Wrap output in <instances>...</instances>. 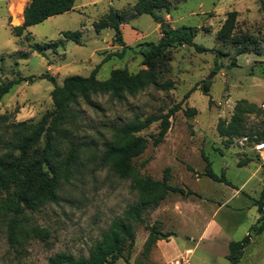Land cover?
<instances>
[{
    "label": "rangeland",
    "instance_id": "rangeland-1",
    "mask_svg": "<svg viewBox=\"0 0 264 264\" xmlns=\"http://www.w3.org/2000/svg\"><path fill=\"white\" fill-rule=\"evenodd\" d=\"M135 1L77 0L72 11L30 27L27 39L14 34L12 26L17 25L14 12L22 6L25 9L30 0H0V85L19 76L36 77L33 82L15 84L0 102V114L8 116L7 122L0 124V153L13 123L37 122L53 109L55 84L40 78L42 74L54 76L61 85L68 76L90 75L107 56L97 74L99 79L109 78L115 68L139 73L146 69L142 44L162 38V22L174 28L196 27L194 41L209 49L198 52L195 46L179 44L169 48L170 60L161 79L171 81V89L150 86L122 99L96 94L91 104L78 103L79 118L73 132L83 148L74 178L60 187L59 203L28 210L19 238L12 241L1 206L7 194L0 191V264H50L51 257L63 252L88 256L114 220L125 218V211L139 202L138 192L132 189L136 178L162 180L167 168L170 184L194 193L170 192L158 207L144 210L145 222L134 224L135 244L125 247L124 258L117 264H126V256L129 264H230V242L247 234L251 241L238 264H264V230L258 233L252 229L263 223L264 162L254 144L264 130V0H171L170 11H159L160 22L143 14L125 24L124 38L131 48L123 57L111 55L122 51L114 29L98 33L94 22L111 9L123 12ZM232 10L239 12L234 33L253 35L257 42L244 53H240L239 44L218 38ZM130 28L142 35L132 38ZM68 30L82 31V44L69 40L44 53L18 54L19 50L30 51L31 44L59 40ZM188 92L190 97L184 100ZM179 102H183L182 108L171 118V128L158 146L152 140L160 121L138 133L147 137L150 145L134 158L135 175H116L102 159L115 128L135 117L166 113ZM239 107L243 109L242 135L230 141L221 136L218 124L222 119L230 122ZM205 156L229 183L201 174L207 168ZM153 226L171 235L146 252ZM34 227L45 228L48 235L37 236Z\"/></svg>",
    "mask_w": 264,
    "mask_h": 264
},
{
    "label": "trees",
    "instance_id": "trees-1",
    "mask_svg": "<svg viewBox=\"0 0 264 264\" xmlns=\"http://www.w3.org/2000/svg\"><path fill=\"white\" fill-rule=\"evenodd\" d=\"M77 0H30L24 9V21L20 25L12 26L13 33L29 38L30 27L44 22L48 18L72 11ZM171 0H136L123 12L111 9L101 19L94 22L95 30L100 33L106 28L115 31V40L122 46L121 52H113L111 55L123 57L131 46L124 38L122 25L130 23L132 19L143 14L151 15L156 21L162 18L159 11H170ZM264 11V2H262ZM239 12L232 10L218 32V38L225 42L239 44L240 53H244L256 42L253 35L235 34ZM162 38L158 42H145L141 49L143 65L146 69L132 74L127 68H115L109 78L101 80L97 74L103 63L109 59L105 57L88 76L72 75L65 78L60 85L56 78L48 73L40 78H48L54 82L51 95L54 103L52 110L46 112L37 122L19 121L11 125L10 137L4 143V150L0 153V191H5L7 196L3 198L2 209L8 224L10 240L19 238L24 227L23 217L28 210L36 211L48 203H59V190L62 183L70 182L76 172V166L82 152V143L75 138L73 125L79 118L76 106L81 100L91 104L92 96L96 94H109L112 98L122 99L125 94L135 95L147 87L155 86L165 90L172 88L171 81H163V67L168 64V50L175 45L195 46L198 52H206L209 49L197 44L194 39L198 33L196 27L183 26L174 28L162 22ZM72 40L82 44V31H64L63 38L44 44H31L30 51L19 50L18 54L28 57L30 53H44L48 48H56L65 45ZM110 55V54H109ZM264 73V68L261 69ZM35 76H19L0 85V102L11 88L22 81H35ZM194 87L193 90H196ZM192 90V91H193ZM203 90L207 93L208 87ZM188 92L185 99L190 97ZM183 102H179L166 113L150 115L144 119L135 117L120 128H115L114 139L106 144L102 159L111 165L113 172L121 178L135 175L134 158L140 156L150 145V140L138 133L148 128L154 122L160 121V129L153 137L152 144L158 146L166 137L171 128V118L181 110ZM190 113V109L186 110ZM243 109L237 112L228 122L222 119L218 124L221 136L231 139L235 135H242ZM8 116L0 114V124L7 122ZM255 142L264 141V130ZM206 171L201 173L216 181L229 183L224 175L219 176L212 167V162L207 156ZM170 169L167 168L162 180H156L147 176H138L132 185V189L139 194V202L131 205L125 211V218H116L109 231L104 233L103 239L97 242L88 256L79 257L72 253H59L50 259V264H117L123 257L125 247H133L135 244V223H144L143 211L149 207H158L170 192L183 194L194 193L186 191L180 186L169 183ZM264 195V191H263ZM260 211L263 213L260 219L263 223L252 226L258 233L264 230V201L261 202ZM33 232L39 236L48 235L47 230L34 227ZM171 234H163L155 226L151 227V233L147 241L146 252L160 239L168 238ZM251 235L247 234L241 240H232L229 244L228 260L230 264H238L245 247L250 243ZM129 264V256L125 257Z\"/></svg>",
    "mask_w": 264,
    "mask_h": 264
},
{
    "label": "built area",
    "instance_id": "built-area-1",
    "mask_svg": "<svg viewBox=\"0 0 264 264\" xmlns=\"http://www.w3.org/2000/svg\"><path fill=\"white\" fill-rule=\"evenodd\" d=\"M254 145H255V150L257 152V155L264 162V141L255 142Z\"/></svg>",
    "mask_w": 264,
    "mask_h": 264
},
{
    "label": "crops",
    "instance_id": "crops-1",
    "mask_svg": "<svg viewBox=\"0 0 264 264\" xmlns=\"http://www.w3.org/2000/svg\"><path fill=\"white\" fill-rule=\"evenodd\" d=\"M21 15V22L20 23H15V24H21V23H23V21H24V14H20ZM124 27H125V24H123L122 25V29H124ZM128 28V27H127ZM131 29V31L129 30V32H130V34H131V32H132V38H134V39H137V38H139V35H142L140 32H138L137 30H133V28H130Z\"/></svg>",
    "mask_w": 264,
    "mask_h": 264
},
{
    "label": "bare ground",
    "instance_id": "bare-ground-1",
    "mask_svg": "<svg viewBox=\"0 0 264 264\" xmlns=\"http://www.w3.org/2000/svg\"><path fill=\"white\" fill-rule=\"evenodd\" d=\"M20 14H24L23 6L20 7L16 12H14V23H20L21 19L19 18Z\"/></svg>",
    "mask_w": 264,
    "mask_h": 264
},
{
    "label": "water",
    "instance_id": "water-1",
    "mask_svg": "<svg viewBox=\"0 0 264 264\" xmlns=\"http://www.w3.org/2000/svg\"><path fill=\"white\" fill-rule=\"evenodd\" d=\"M213 75H214V72H212V73L209 75V78H211Z\"/></svg>",
    "mask_w": 264,
    "mask_h": 264
}]
</instances>
